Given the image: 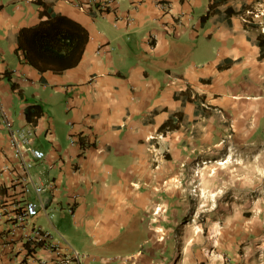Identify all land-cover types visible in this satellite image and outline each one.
<instances>
[{"label":"crops","instance_id":"obj_1","mask_svg":"<svg viewBox=\"0 0 264 264\" xmlns=\"http://www.w3.org/2000/svg\"><path fill=\"white\" fill-rule=\"evenodd\" d=\"M40 1L49 4L45 15ZM163 2L170 10L159 0H115L96 12L75 0H0V201L12 187L2 168H17L5 110L15 126L32 128L34 146L45 151L31 173L35 183L54 182L40 195L53 216L41 213L35 221L62 251L82 254L75 264H264V208L248 194L251 179L264 183L263 164L245 166L263 169L262 176H243L241 195L253 219L236 226L238 210H212L226 222L214 235L205 234L199 210L190 213L194 221L179 219L200 199L199 179L187 191L188 166L237 148L264 155V58L257 44L264 32L248 22L249 11H226L243 0L228 1L203 22L209 0ZM244 2L250 9L264 4ZM55 15L79 23L70 26L79 35L86 31L71 67L34 53V32H23ZM36 104L42 114L32 123L26 109ZM170 119L175 127L161 129ZM10 224L0 219V264L55 258L52 247L31 249L19 232L11 239Z\"/></svg>","mask_w":264,"mask_h":264},{"label":"built area","instance_id":"obj_2","mask_svg":"<svg viewBox=\"0 0 264 264\" xmlns=\"http://www.w3.org/2000/svg\"><path fill=\"white\" fill-rule=\"evenodd\" d=\"M115 0H83L76 1L82 10L94 9L96 12H106L113 7ZM159 5L164 10H170V3L159 0ZM155 35L148 36V42H152ZM104 45H100L98 53L103 51ZM2 121L8 132L10 146L13 149L14 158L17 161V168L4 166L2 171H8L12 176V187L10 195H6L0 201V219L11 222L8 231L11 239H15L18 232L22 240L29 243L30 248L38 245H46L55 251V258L42 259L41 264H75L81 260L82 254L71 247L69 252L60 249L58 243L52 242V234L36 224L35 218L41 213L52 217L53 213H47L46 204L48 198H41L40 195L52 188H55L53 181L46 183H35L31 169L35 161L45 158V151L34 146V132L30 127L15 126L5 110H2ZM71 143L75 142L74 136L70 138ZM39 196L38 200L29 197L31 193ZM73 212L72 208H69Z\"/></svg>","mask_w":264,"mask_h":264},{"label":"rangeland","instance_id":"obj_3","mask_svg":"<svg viewBox=\"0 0 264 264\" xmlns=\"http://www.w3.org/2000/svg\"><path fill=\"white\" fill-rule=\"evenodd\" d=\"M8 1L9 0H4L6 3ZM262 2H264V0H262ZM255 4L253 3L254 6L247 12V19L252 18L254 23H258L261 31L264 32V4ZM224 153L225 152H219L218 154H214L212 158L200 159L199 163L194 166V169L192 166H190V168L188 166L185 172L184 181L188 182L187 191H189L191 187H195L194 185H190L192 181L194 182V178L199 179L196 187L200 194V199L196 202V206L194 201L190 202L191 206L186 212L187 215L179 219L186 220V224L189 221H194V217L192 215L190 216V213L194 214L195 209L199 210L200 212L198 213L197 220L201 223V227L205 231V234L209 233L210 235H214L219 230L222 232V228L226 225L223 217L217 218L216 216L212 217L210 215V211L212 210H238L241 217L235 218L238 220L236 226L241 225L242 219H253L252 214H254V212L251 209L252 207L250 205H245L246 203L243 200L244 197L241 195L244 193L246 194L243 176H246L247 171H254L257 173V176L258 174L262 176L263 169L259 170L258 168H252L254 170H248L249 168L245 166L250 165L251 162H254L255 165L259 163L264 165V155L259 153L258 149L242 151L239 148L235 149L233 153ZM222 161L226 162L224 164H219V162ZM255 178V181L251 179V191L249 190V193H247L251 195V200H255L253 203L264 208V183H259V178ZM259 197L260 200H258ZM217 220L221 221L220 226L218 223H214V221Z\"/></svg>","mask_w":264,"mask_h":264},{"label":"trees","instance_id":"obj_4","mask_svg":"<svg viewBox=\"0 0 264 264\" xmlns=\"http://www.w3.org/2000/svg\"><path fill=\"white\" fill-rule=\"evenodd\" d=\"M228 1H237V0H209L208 8L206 13L202 16V22L208 20L212 15L216 14L219 11V7ZM41 14L45 15L48 9V3L45 1H40ZM250 6L246 4L243 0L240 9L232 5L227 6L226 11L228 12H238L244 13L250 11ZM248 22L252 25L258 26V23H254L252 18L248 19ZM70 26H73L74 29L81 28L80 24L74 22L73 20L63 16L55 15L50 19L44 20L42 25L39 27L26 29L23 32H34L35 39L33 43L37 44L36 54H47V59L53 58L54 67L57 66V63L64 65V67H71L76 64L80 55L83 51L84 42L86 41L87 35L86 31H83L80 35L71 30ZM257 44L260 48V58H264V33H260L258 36ZM63 51V52H62ZM26 57L32 63L36 64L35 61L31 58V52L26 50ZM30 55V56H29ZM41 68V67H40ZM12 87L15 89L16 84L12 83ZM42 114V108L40 105H32L26 109V117L29 122L34 123ZM175 125L172 124L170 119L161 129H173Z\"/></svg>","mask_w":264,"mask_h":264},{"label":"bare ground","instance_id":"obj_5","mask_svg":"<svg viewBox=\"0 0 264 264\" xmlns=\"http://www.w3.org/2000/svg\"><path fill=\"white\" fill-rule=\"evenodd\" d=\"M226 161H228V160H226ZM226 161H225V162H226ZM225 162L222 161V162H219V164H224ZM197 172H198V171H197ZM200 189H201V188H200ZM204 191H205V190H204ZM216 227H217V226H216Z\"/></svg>","mask_w":264,"mask_h":264}]
</instances>
